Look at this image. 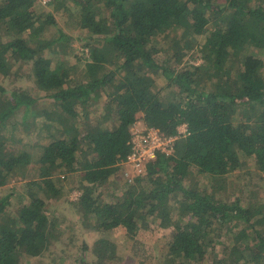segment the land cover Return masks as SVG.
Listing matches in <instances>:
<instances>
[{
  "label": "trees",
  "instance_id": "obj_1",
  "mask_svg": "<svg viewBox=\"0 0 264 264\" xmlns=\"http://www.w3.org/2000/svg\"><path fill=\"white\" fill-rule=\"evenodd\" d=\"M50 4L98 38L79 76L82 58L69 65L70 58L56 51L45 57L54 41L42 44L41 32L57 23L49 15L43 21L39 0H0V75L8 77L18 65L30 67L36 89L55 108L46 114L63 127L37 161L38 178L20 185L18 211L7 209L9 196H0V264H21L49 251L58 223L48 206L63 196L55 177L62 174L80 175L81 195L74 206L96 231L124 228L135 239L151 221L172 229L157 264H264V188L255 200L224 198L233 175L249 174L251 185L256 178L264 182V0ZM180 33L177 62L185 55L181 43L191 49L189 38L204 37L198 50L203 63L170 68L171 50H165L164 62L156 59L162 51L157 39ZM159 77L170 90L166 96ZM99 101L103 110L93 118ZM37 102L28 91L9 93L0 84L1 190L26 177L33 163L27 152L9 149L1 131L22 108L28 115ZM139 115L147 128L166 136H178L182 125L187 131L173 155L158 154L141 175L125 180L122 163L131 154V129ZM113 190L120 196L106 200L104 192ZM116 255L115 245L99 242L97 264Z\"/></svg>",
  "mask_w": 264,
  "mask_h": 264
},
{
  "label": "rangeland",
  "instance_id": "obj_2",
  "mask_svg": "<svg viewBox=\"0 0 264 264\" xmlns=\"http://www.w3.org/2000/svg\"><path fill=\"white\" fill-rule=\"evenodd\" d=\"M39 1L41 5L38 6V12L43 15V21L49 15L57 23L56 26H46L45 30L43 29L41 32L40 42L42 44L47 45L48 42L54 41L52 47L43 52L45 57L51 58L54 55L51 51H56L59 55L58 57L70 58L67 61L69 65H74L81 60L76 59V56L82 58V64L78 63V75L81 76L84 62L90 61L89 49L95 45L93 42L98 37L91 36L87 30L79 29L76 25L78 23L77 19L75 17H68L63 9L57 11L54 5L50 4L53 0ZM181 35L182 33L160 36L157 39V47L162 51L158 55L160 58L157 56L158 58L156 59L164 62L167 55L165 50H171L172 53L167 56L172 58L171 62L168 63L170 68L181 70L187 68L188 64L197 66L203 63V60L198 55V50L205 42L204 37L189 38L192 44L191 49H184V45L181 43L179 48H183L182 54L185 55L181 58V62H177L178 55H175L174 49L176 48L175 43ZM25 36L27 37V35ZM52 64L55 67L57 62H52ZM19 66H16L8 77L0 75V84L9 93L13 91H28L38 102L34 107L35 109H31L28 115L25 113V108H22L21 112L8 121L1 131L8 142L9 149L14 152H27L33 159L26 177H17L7 187L2 190L0 189V196L10 197V207L7 209L14 213L22 205V201L17 195L20 185L22 186L25 182L38 178L40 168V165L37 164L38 159L42 155L44 148L54 138L59 137L60 132L63 131L61 123L53 121L54 115L49 117L46 114L48 109L53 111L55 108L52 107V101L46 97V93L38 88L36 89L34 82L30 79V67L22 66V68H19ZM157 84L160 88H163L162 94L166 96L170 90L164 89L166 85L165 80L159 77ZM103 104L104 101L96 103L97 106H94V111L91 110L93 118L100 116ZM82 115L83 113H81ZM145 128L143 116L139 115L138 121L131 129V132ZM186 130V125L179 127L178 139L186 133ZM122 165L125 166L123 167V178L125 180L128 178L134 180L138 175H141L132 165H126L125 163H122ZM250 166L255 167L253 162L250 163ZM252 172L255 173L256 171L252 170ZM79 176V174L67 175L66 177L63 174L55 176L59 178L57 186L63 188L61 199L51 201L48 206L52 217L54 215L58 223L56 238L49 251L43 256L38 258H23L21 264H97V246L102 240L115 245L117 251L116 259L114 261H106V264H140L142 262L157 264L160 262L159 260L162 259V256L168 250L173 230L161 228L157 225V222L151 221L148 228L142 229L135 239H132L124 228L110 231H96L90 226L92 222L90 224L86 223L77 214V209L74 206V203L77 202L81 195L82 183ZM116 178H118L119 182L122 181V176H119V174ZM203 182L206 184V181ZM263 188L264 182H261L259 178H256L254 184L251 185V176L249 174L246 175V178L240 175H233L227 184L224 198L228 202H232L234 201V197L239 195L255 200L257 192ZM235 190L237 193H234ZM104 195L106 200H112L118 198L120 192L114 190L107 191L104 192ZM243 204H247V202H243ZM87 226H90V229ZM217 228L224 234L225 230L223 231L221 227ZM220 232L217 234H220ZM219 247V250L223 251V247Z\"/></svg>",
  "mask_w": 264,
  "mask_h": 264
},
{
  "label": "built area",
  "instance_id": "obj_3",
  "mask_svg": "<svg viewBox=\"0 0 264 264\" xmlns=\"http://www.w3.org/2000/svg\"><path fill=\"white\" fill-rule=\"evenodd\" d=\"M177 140L178 136H166L155 128L146 127L143 130L131 132V140L129 143L131 146V154L124 163L126 165H132L139 174H142L145 165L155 160L158 154H164L166 156L173 155Z\"/></svg>",
  "mask_w": 264,
  "mask_h": 264
}]
</instances>
